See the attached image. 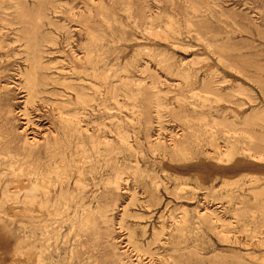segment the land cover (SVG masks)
Segmentation results:
<instances>
[{
  "label": "rangeland",
  "instance_id": "rangeland-1",
  "mask_svg": "<svg viewBox=\"0 0 264 264\" xmlns=\"http://www.w3.org/2000/svg\"><path fill=\"white\" fill-rule=\"evenodd\" d=\"M96 1L0 0V264H27L31 252L43 264H168L170 257L177 264L261 263L264 246L249 244L244 228L264 223V0ZM188 20L205 39L187 32ZM146 22L157 31L172 23L175 44L150 34ZM33 51L47 67L40 72L48 84L29 98L25 74ZM89 52L98 70L111 76L125 70L129 89L141 83L135 102L121 95L128 105L119 108L90 84L98 70L77 62ZM54 75L85 94L80 125L94 141L112 140L111 150L92 149L84 132L89 151L80 158L76 137L58 117L82 105L61 107L71 91L51 84ZM153 93L163 104L160 118ZM133 103L143 111L138 122L125 119ZM199 115L220 123L214 139ZM117 128L128 135L125 148ZM173 138L182 151L170 149ZM231 144L226 158L221 152ZM247 144L250 152L241 148ZM60 156L64 163L56 167ZM117 172L126 180L112 189L106 180ZM35 173L48 174L49 205L60 191L74 201L32 219L14 199L2 198L7 187L10 196H23ZM97 206L108 221L82 228L80 220ZM183 215L188 227L178 231Z\"/></svg>",
  "mask_w": 264,
  "mask_h": 264
},
{
  "label": "bare ground",
  "instance_id": "bare-ground-1",
  "mask_svg": "<svg viewBox=\"0 0 264 264\" xmlns=\"http://www.w3.org/2000/svg\"><path fill=\"white\" fill-rule=\"evenodd\" d=\"M74 1V0H73ZM96 4H100L99 0H97L95 2ZM95 4V5H96ZM68 6V5H66ZM5 9V8H4ZM7 10V9H6ZM169 17V16H168ZM102 18V17H101ZM167 20V19H166ZM163 25L165 23H162ZM8 25V24H7ZM138 28V27H137ZM25 29V28H24ZM155 28L152 27L150 22H146L145 23V30H147L150 34L155 35L156 37H160L161 39H165L168 40L170 42H172V44H175V39L173 37V34L177 33L176 27L172 24H166V29L170 32L168 33L166 29H160V30H154ZM186 29L187 32L190 33L192 31L196 32L197 36L200 39H205L203 38V36L196 31V28L194 26V24L188 20L186 22ZM2 30V29H1ZM5 30V29H3ZM18 30V29H17ZM8 31V29H7ZM20 31V30H18ZM12 35V34H11ZM29 36V34H28ZM72 40V39H71ZM7 41V40H6ZM16 41V40H13ZM67 42V40H66ZM207 42V47L209 49H211V43L210 41H206ZM8 43H10V41H8ZM49 43H53L52 41H50ZM11 44V43H10ZM48 44V43H47ZM65 44V43H64ZM238 44V43H237ZM7 45V44H6ZM50 45V44H49ZM230 45V44H229ZM234 45V44H233ZM232 45V48H233ZM23 47V46H22ZM20 48V47H19ZM189 48V47H188ZM144 49L149 52L151 49L149 47H144ZM238 49V48H236ZM228 50V49H227ZM240 50V48H239ZM60 52V51H59ZM229 52V51H228ZM17 53V52H16ZM23 53V52H22ZM27 53V52H25ZM55 54V53H53ZM60 54V53H59ZM18 56V55H17ZM197 56V55H196ZM9 57V56H7ZM201 57V56H200ZM6 58V57H5ZM40 56L38 53L36 52H31V56H30V67L28 68L26 74H25V83L27 86V90H28V97L32 98L36 95H38L41 92V88L40 86H45L48 84V82H45V78L42 77L41 75V70L45 67V65L43 64V62L40 60ZM66 58V57H65ZM44 59V58H43ZM61 59V58H59ZM28 60V59H27ZM58 60V59H57ZM95 58L92 57L91 52L87 53L84 59H79L77 58V62H80L81 64H84L85 62L88 63V65H90V67H92L94 69V71L100 69L97 65V60L94 62ZM151 60V59H150ZM64 60L62 59V62ZM66 62V61H65ZM146 63V62H145ZM217 63V62H216ZM51 64V62H50ZM71 64V63H70ZM165 64V63H164ZM48 65V64H47ZM53 65V64H51ZM86 65V64H85ZM70 66V65H69ZM160 66V65H159ZM20 67V66H19ZM74 68V67H73ZM20 70V69H19ZM59 70V69H57ZM61 70V69H60ZM65 71V70H64ZM74 71V70H73ZM12 72V71H11ZM22 72V71H20ZM123 72H125V70H121L118 73H114V75L111 76L109 69H101L96 71L93 74V79H95L94 83H90L93 84L94 87L96 88V90L103 89L105 91V93L107 94V98L110 100H112L113 104L118 106L119 108H127L126 104L124 102H122L120 100L119 97H123V99H127L130 101L135 102V100H137V95L141 92V83L139 82H134V87L135 90L133 89H129L130 86V82H128L127 76H125L123 74ZM211 74L214 73V71H210ZM23 74V73H22ZM23 76V75H22ZM136 78V77H135ZM49 82L51 84H61L64 85L66 90L71 91V93L66 94V99L64 101H62V106L61 107H67L69 105H72L74 103L82 105V108L80 109H73L72 111L69 112H61L60 116L58 117L60 123L69 131L73 134V136L76 137V144H75V148H80L81 151L79 152L81 154L80 158H84L86 157L85 154L88 153V148L86 147L85 141L83 139V133H88L87 129L82 128V126L80 125V114H83V110L85 109V106L87 105V97L85 96V94L83 92H80L77 89H74L73 86H70V84H67L65 82V78H62L63 80L60 81L59 76H51L48 78ZM47 79V80H48ZM84 81V80H83ZM19 83V82H18ZM132 85V84H131ZM152 88L156 91V87L152 85ZM262 88V87H261ZM203 90V89H202ZM47 92V91H46ZM62 92V91H61ZM163 92V91H162ZM193 94V93H192ZM140 95V94H139ZM156 94L153 93V98H154V102H153V107L155 108L154 111H156L157 113V118H160V108L163 107V104L160 102L161 100H159L160 98L158 97V101L156 96ZM64 98V97H63ZM95 100V99H94ZM204 101H209L208 97H203ZM26 101V99H25ZM106 101V100H105ZM104 101V104H105ZM149 102V101H148ZM168 104V103H167ZM192 105L195 106L194 103H191ZM23 105V104H22ZM98 105V104H97ZM128 105V104H127ZM236 105V104H235ZM166 106V105H165ZM168 106V105H167ZM38 108V107H37ZM93 108V107H92ZM20 109V108H19ZM24 109V108H23ZM22 110V109H21ZM59 110V109H58ZM129 110V115H125V119L128 120L129 122H135L137 119V122L141 120L142 116H143V111L140 108V106H138L137 104L133 103V105L131 106ZM263 110V109H262ZM61 111V110H60ZM262 113H264L262 111ZM63 114V115H62ZM261 114V113H260ZM264 115V114H263ZM255 117H257V115H255ZM260 117V116H259ZM114 118V117H113ZM264 120V117H262ZM120 120V118H117ZM252 119V117H251ZM250 119V120H251ZM255 119V118H253ZM261 119V117H260ZM260 119L258 120V122L260 121ZM183 120L185 122H189V119L187 116L183 117ZM196 120H198L201 124H203L204 126V133L206 134H210L209 136H211L212 138L213 136V132H214V125L216 124L217 126L220 124L219 122H217L216 119L212 118V121H209V119L207 118V116L205 115H199L196 117ZM261 119V121H263ZM254 121V120H252ZM250 121V122H252ZM92 123V122H91ZM254 123V122H253ZM262 123V122H261ZM36 125V124H35ZM106 126V125H105ZM188 128H190V131L194 132V130L190 127L187 126ZM222 131H229V128H226V126L222 125ZM264 127V126H262ZM105 128V127H104ZM161 128V127H160ZM225 132V133H226ZM178 133V132H177ZM115 134L117 136L118 141L120 142V144L125 148L127 145H129L128 141H127V133L124 132L123 130H120L119 128H117V131H115ZM264 134V133H263ZM182 137V138H186V134L185 133H181L178 137ZM90 140H91V147L94 150H98L97 147L102 145L104 146L107 150H111V147L113 145L112 140L107 139L104 135L97 137L96 141H94L93 136L91 134H89ZM195 139H198V134H194ZM250 137V136H249ZM255 137V136H254ZM257 137V136H256ZM261 137V135H260ZM214 139V138H213ZM179 139L177 138H173L171 141V145H170V149L171 150H175V151H182L184 148L181 147L179 145L178 142ZM195 140V141H196ZM263 142V141H262ZM56 143V141H55ZM154 144H156L159 148H162V151H167V147L164 145V143H159V141L155 142ZM131 146V145H130ZM51 146L48 144V142L46 143V145L44 146L45 150L49 149ZM129 147V146H128ZM244 151H248L250 152V147L249 145H244L243 147H241ZM114 150V149H113ZM133 150V149H132ZM213 150V149H212ZM235 150V146L233 144H231L230 146H227L221 153L223 154L224 157L229 158L232 157L233 152ZM135 151V150H134ZM136 154V153H135ZM251 156L254 155L253 152L250 153ZM82 160V159H81ZM82 162V161H81ZM57 165L56 167H60L61 165H63L64 163V158L63 156L59 157V160L55 162ZM48 176V174H38L35 173V178L32 180H29V185L26 188H23L24 193L23 196H18L16 194H14L13 196H10L8 193V188H4V190L2 191V198L4 200H11L14 199V204L16 208H21V209H25L28 210V212H30L31 214V218H37L40 217L44 212V209H47L50 207H52L53 213L54 211H57L58 206H64L67 203H69L70 201H74V197L68 196V194L65 191H60V193L58 194V198L54 203H51L49 205V194L48 191L46 190L47 184H45V179ZM126 180L124 177H122L121 172H117L115 173V175L112 178H108L106 180V183L109 184L111 186L112 189H119L121 186V182ZM24 183V182H23ZM77 183L79 185H82L83 182L81 180L77 179ZM18 184V183H17ZM180 188V187H179ZM254 190V189H253ZM38 191H42L43 195L39 196L38 195ZM133 191V190H132ZM140 200H138L137 202H139ZM78 206H81L79 203H77ZM133 204V203H132ZM131 204V205H132ZM134 206V205H133ZM146 207V206H145ZM175 208V207H174ZM126 207L123 208V213L126 212ZM9 211V210H8ZM105 210L102 206H97L96 210H90L88 212L85 213L84 218L82 220H80L81 222V227L85 228V227H93V225L95 224L96 220L99 218L101 219V221L106 222L108 221V218L106 216H104ZM121 213V212H120ZM138 214V212H137ZM201 214V213H200ZM138 216V215H137ZM136 216V218H137ZM216 216V215H215ZM236 216V215H233ZM144 217V216H143ZM132 218V217H130ZM134 218V217H133ZM139 218H141L139 216ZM138 218V220H139ZM218 218V217H216ZM220 218V217H219ZM172 219L174 220V218L172 217ZM136 220V219H133ZM161 220V219H160ZM162 223V222H161ZM219 223V221H218ZM148 224V223H147ZM175 229H177L178 231H182L185 230L188 227V220L187 217L185 215H183V217L181 218L180 221H175ZM138 226V225H137ZM136 226V227H137ZM162 229L164 230L165 228L164 225H161ZM134 227V226H133ZM141 227V226H140ZM141 229V228H140ZM161 229V231H162ZM219 229V228H218ZM127 230V229H126ZM133 230H135V228H133ZM153 230V229H152ZM157 230V229H155ZM247 237L249 238V244H254L255 246H264V223L256 226V227H245L244 228ZM128 231V230H127ZM160 231V230H157ZM133 233V232H132ZM160 233V232H159ZM153 234V233H152ZM161 234V233H160ZM222 234L224 235L225 232L223 231ZM96 236H94V241H98L100 238V233L97 231ZM128 235V234H127ZM134 235V234H133ZM131 235H129L130 237ZM156 236V235H155ZM127 237V236H126ZM153 238H155L153 236ZM159 239V238H158ZM129 240V239H128ZM155 241V239L153 240ZM157 241V240H156ZM155 241V242H156ZM163 242V241H162ZM126 243V242H125ZM136 243V242H135ZM134 243V244H135ZM138 243V242H137ZM147 243V242H146ZM149 244V242H148ZM152 244V243H151ZM138 246V245H137ZM149 247V245H148ZM131 248V247H130ZM151 248V247H150ZM135 250V249H134ZM150 250V249H149ZM156 251V250H155ZM157 252V251H156ZM137 253V252H136ZM142 253V252H141ZM177 253V252H176ZM225 253V252H224ZM116 254H112V257L114 259H117L116 261H119L118 257H115ZM258 260L261 263H257V264H264V253L258 258ZM26 263L27 264H43L40 256L37 253H30L27 257H26ZM118 264H122L120 262H118ZM168 264H177L176 261L174 260L173 257H170V260L168 262Z\"/></svg>",
  "mask_w": 264,
  "mask_h": 264
}]
</instances>
